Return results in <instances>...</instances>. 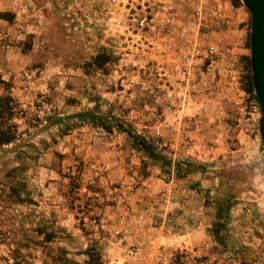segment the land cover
<instances>
[{
  "label": "rangeland",
  "instance_id": "374dc122",
  "mask_svg": "<svg viewBox=\"0 0 264 264\" xmlns=\"http://www.w3.org/2000/svg\"><path fill=\"white\" fill-rule=\"evenodd\" d=\"M230 2L145 47L107 1L0 0V264H264L251 15Z\"/></svg>",
  "mask_w": 264,
  "mask_h": 264
},
{
  "label": "built area",
  "instance_id": "2783aa9c",
  "mask_svg": "<svg viewBox=\"0 0 264 264\" xmlns=\"http://www.w3.org/2000/svg\"><path fill=\"white\" fill-rule=\"evenodd\" d=\"M100 9L107 1L111 7L112 26L120 32L126 31L125 43L145 47H163L167 44L179 45L181 33L189 27L182 24V6L187 5L193 20L201 26L209 19H219L223 13L219 9L210 10L209 0H89ZM102 14L101 11L96 16ZM171 35L175 38L171 40ZM136 38V41H135ZM138 38V39H137ZM215 47H210V53Z\"/></svg>",
  "mask_w": 264,
  "mask_h": 264
},
{
  "label": "water",
  "instance_id": "95a60500",
  "mask_svg": "<svg viewBox=\"0 0 264 264\" xmlns=\"http://www.w3.org/2000/svg\"><path fill=\"white\" fill-rule=\"evenodd\" d=\"M242 2L251 15V65L255 92L262 112L260 132L264 144V0H242Z\"/></svg>",
  "mask_w": 264,
  "mask_h": 264
},
{
  "label": "trees",
  "instance_id": "16d2710c",
  "mask_svg": "<svg viewBox=\"0 0 264 264\" xmlns=\"http://www.w3.org/2000/svg\"><path fill=\"white\" fill-rule=\"evenodd\" d=\"M250 72L252 73V80L250 82L251 92H254L255 84H254L253 69L251 62H250ZM255 100L258 103V105H260L257 95H255ZM14 140H15V131L11 130L10 127L7 130H0V146L12 143Z\"/></svg>",
  "mask_w": 264,
  "mask_h": 264
},
{
  "label": "crops",
  "instance_id": "0c3cea01",
  "mask_svg": "<svg viewBox=\"0 0 264 264\" xmlns=\"http://www.w3.org/2000/svg\"><path fill=\"white\" fill-rule=\"evenodd\" d=\"M210 6H215L218 9H222L227 17H230L233 7L230 0H209ZM229 13V14H228Z\"/></svg>",
  "mask_w": 264,
  "mask_h": 264
}]
</instances>
